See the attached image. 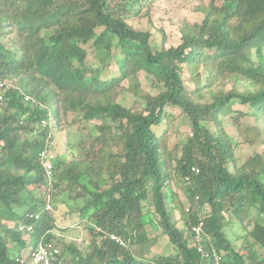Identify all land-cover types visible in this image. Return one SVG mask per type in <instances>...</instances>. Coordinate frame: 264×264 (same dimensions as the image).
I'll return each instance as SVG.
<instances>
[{"label":"trees","instance_id":"trees-1","mask_svg":"<svg viewBox=\"0 0 264 264\" xmlns=\"http://www.w3.org/2000/svg\"><path fill=\"white\" fill-rule=\"evenodd\" d=\"M157 1L0 0V78L8 84L0 99V264H29L35 244L54 239L61 188L89 241L85 249L62 241L58 264H213L214 251L220 264H264L253 247L264 249V155L237 164L223 127L226 116L264 122V0L203 1L195 8L202 20L182 21L179 42L168 46L149 23ZM89 48L102 65L114 58L116 73H92ZM142 73L157 93L144 92L140 107L124 106L122 81H133L139 95ZM228 83L235 87L225 91ZM173 108L189 133L168 149L161 136ZM65 123H78V157L53 154L47 173L39 152L49 151ZM175 177L185 200L171 186ZM147 214L173 254L144 261L130 251L148 239ZM179 220L192 238L202 222L203 253L189 245ZM234 221L245 232L243 250L224 230Z\"/></svg>","mask_w":264,"mask_h":264},{"label":"rangeland","instance_id":"rangeland-1","mask_svg":"<svg viewBox=\"0 0 264 264\" xmlns=\"http://www.w3.org/2000/svg\"><path fill=\"white\" fill-rule=\"evenodd\" d=\"M207 3L208 0H160L154 3V7L150 12V25L151 29L161 30L164 37L165 46L176 45L180 39L179 26L182 21L188 23L200 22L203 18V14L196 11L195 8L201 3ZM11 37H5L4 44L9 45ZM12 47V44H11ZM10 48V45L8 46ZM112 52L115 53V49L112 48ZM96 50L93 48L87 49L86 63L91 68L92 73L97 74L100 78L108 79L116 73L117 63L114 58H112L109 63L102 65L96 56ZM87 76H90L87 74ZM142 73L140 75V87L143 90L139 95L132 92V87L134 82L131 80L122 81L121 85L124 90L118 93L117 100L127 107H140L143 101L144 92L157 93V88H152L149 81L144 77ZM205 78V73L202 74V79ZM232 83L225 85L224 90L230 91L234 88ZM241 90V87H237ZM234 109L246 110L245 107L239 105L237 101L233 103ZM171 112L175 116V119L168 123L167 132L161 136V145L171 148L174 145H181L186 136L189 133L187 120L180 114L178 108L171 109ZM73 114L69 113L67 120H70ZM224 122V130L231 137V139L236 143L234 156L237 164L241 163L247 156L253 155L255 153H261L264 155V122L262 119L254 120L251 117H240L235 123L232 122L231 117L226 116ZM97 120H91L90 123H98ZM85 122H81L83 126ZM163 128V124L159 126ZM78 123L68 126L65 123L64 129L60 131L54 130V135H52L51 147L49 153L54 154L56 157L68 161L72 158L78 157V149L76 145V135H77ZM155 131L160 132L157 126L154 128ZM105 183L103 186H108L110 179L108 174H104L103 178ZM103 183V180H102ZM172 188L176 191V196L180 200H185V189L181 181L178 178H174L171 183ZM68 188H61V193L56 196L55 209L52 211L55 216V222L57 226L52 230L54 239L52 242L56 244L61 249V244L63 242H72L80 249H85L87 242L89 241V233L87 228H85L84 222L78 219V214L67 213L69 212L68 203L73 204V200L67 197ZM64 200L65 202H62ZM80 202V200H79ZM143 220L145 221V229L147 240L141 243L135 242L129 244V249L139 258L144 261L151 260L159 254H173L174 248L169 243L166 235L161 233L159 228H153L149 220V215H144ZM155 221V220H153ZM177 226L183 230L184 235L188 237V243L190 246L196 244V237H189V233L183 224L182 220L176 221ZM8 225L12 226L13 223L7 222ZM224 230L227 236L232 240L233 246L238 250L241 249L243 244L244 230L242 223L234 221L232 224L225 225ZM201 241L204 240L202 232H200ZM251 240V239H250ZM34 241V240H33ZM33 243V242H32ZM128 245V243H127ZM257 257L262 259L264 257V249L259 245L253 246ZM222 254V252H220ZM64 257L70 258L71 254L65 252ZM220 255V254H219ZM246 264H251L247 260Z\"/></svg>","mask_w":264,"mask_h":264},{"label":"built area","instance_id":"built-area-1","mask_svg":"<svg viewBox=\"0 0 264 264\" xmlns=\"http://www.w3.org/2000/svg\"><path fill=\"white\" fill-rule=\"evenodd\" d=\"M7 82L0 78V99L2 98V93L7 87ZM53 155L47 151L39 152V159L43 165L44 171L49 173L52 167ZM36 217V216H35ZM202 222L200 221L197 225L192 226V231L195 233L197 250L201 253L204 249L201 244L200 232H201ZM111 239L115 240L119 244L126 246L127 242L119 237L118 235L112 234ZM60 250L52 241H39L35 244L33 252L31 254V261L29 264H58V254ZM217 252H213V264H220V255Z\"/></svg>","mask_w":264,"mask_h":264}]
</instances>
